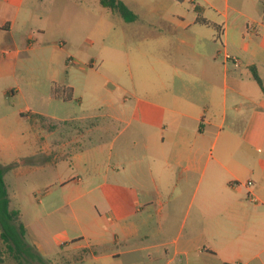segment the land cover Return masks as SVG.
<instances>
[{"label":"crops","instance_id":"obj_1","mask_svg":"<svg viewBox=\"0 0 264 264\" xmlns=\"http://www.w3.org/2000/svg\"><path fill=\"white\" fill-rule=\"evenodd\" d=\"M118 1L133 21L98 0L123 24L163 28L131 36L133 64H103L105 72L94 73L104 86L100 102L59 120L85 124L57 145L64 156L76 145L74 166L88 151H107L90 177L107 187L106 212L92 222L114 228L112 240L81 236L65 263L264 264V0H225L218 20L193 0ZM0 7V34L11 32L8 6ZM110 32L112 50H120L125 36ZM64 89L55 97L82 106L77 92L91 88ZM114 133L124 137L116 146L104 140ZM81 249L89 261L75 255Z\"/></svg>","mask_w":264,"mask_h":264},{"label":"rangeland","instance_id":"obj_2","mask_svg":"<svg viewBox=\"0 0 264 264\" xmlns=\"http://www.w3.org/2000/svg\"><path fill=\"white\" fill-rule=\"evenodd\" d=\"M0 2L8 6L5 12L13 25L11 32L0 34V164L6 168L10 208L19 210L30 247L29 256L16 259L0 237V264H66L73 258L71 248L82 243L81 236H93L96 231L112 240L114 228L106 220L99 225L92 222L98 211L106 212L107 187L99 179L91 182L90 177L107 161V151H88L74 166L69 156L76 145L68 146L66 156L57 145L84 132L85 124L59 120L80 116L85 107L99 103L104 86L94 73H104L103 64L108 61L133 64L138 45L137 37H130L157 33L163 26L123 24L117 13L108 17L98 0ZM193 3L217 20L226 12L225 0H213L215 7L206 0ZM229 4L233 5L232 0ZM112 26L125 36L120 50H112ZM87 83L89 91L80 89ZM69 84L80 89L82 106L77 100L55 97ZM123 138L114 133L104 140L116 146ZM75 255L90 260L86 250ZM126 263L123 258L108 262Z\"/></svg>","mask_w":264,"mask_h":264},{"label":"trees","instance_id":"obj_3","mask_svg":"<svg viewBox=\"0 0 264 264\" xmlns=\"http://www.w3.org/2000/svg\"><path fill=\"white\" fill-rule=\"evenodd\" d=\"M103 7L117 11L127 22L133 21L136 17L125 5L118 0H100ZM254 77L259 81L254 73ZM6 168L0 164V237L7 245L10 253L17 259L21 256H29L30 247L25 241L26 230L21 221L19 210L10 208V197L7 192L4 174ZM40 259V257H39Z\"/></svg>","mask_w":264,"mask_h":264},{"label":"built area","instance_id":"obj_4","mask_svg":"<svg viewBox=\"0 0 264 264\" xmlns=\"http://www.w3.org/2000/svg\"><path fill=\"white\" fill-rule=\"evenodd\" d=\"M226 59L227 60H231L233 63H234V65H239L240 64V61H239V59L238 58H236V57H233V56H230V55H226ZM71 62V61H70ZM249 184H251L250 182H248V185Z\"/></svg>","mask_w":264,"mask_h":264}]
</instances>
